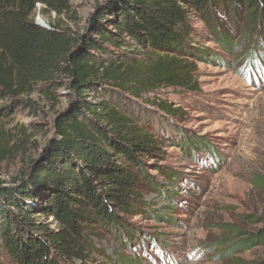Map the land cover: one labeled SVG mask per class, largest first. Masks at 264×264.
Segmentation results:
<instances>
[{
    "label": "rangeland",
    "instance_id": "374dc122",
    "mask_svg": "<svg viewBox=\"0 0 264 264\" xmlns=\"http://www.w3.org/2000/svg\"><path fill=\"white\" fill-rule=\"evenodd\" d=\"M107 1L70 0L60 15L37 3L35 22L47 28L56 23L69 37L97 36L92 16ZM189 10L192 32L184 58L197 65V89L170 86L130 98L145 123L139 121L157 140L143 152L142 169H132L138 201L119 213L121 224L86 223L83 258L71 263L264 260V241L258 237L242 250L227 248L264 228V11L252 19L247 6L235 0ZM226 38L230 44L224 47ZM68 83L57 72L34 84L29 95L0 97L1 185L21 182L53 138L54 119L71 99ZM157 100L178 114L163 112ZM39 220L52 230L58 227L51 216ZM89 231L95 235L89 237ZM1 253L0 264H17Z\"/></svg>",
    "mask_w": 264,
    "mask_h": 264
},
{
    "label": "trees",
    "instance_id": "16d2710c",
    "mask_svg": "<svg viewBox=\"0 0 264 264\" xmlns=\"http://www.w3.org/2000/svg\"><path fill=\"white\" fill-rule=\"evenodd\" d=\"M69 1L0 0V97L29 95L57 72L72 92L27 176L0 184V253L17 264H74L69 260L83 258L86 223L121 224L119 213L138 201L132 169H142L143 152L157 142L130 98L170 86L197 89V65L184 58L189 9L220 0H108L92 16L97 36L69 37L56 23L35 22L37 3L60 15ZM235 1L252 19L264 11V0ZM157 101L163 112L178 114ZM40 216L53 217L58 227L50 229ZM257 237L264 241V228L227 248L242 250Z\"/></svg>",
    "mask_w": 264,
    "mask_h": 264
},
{
    "label": "water",
    "instance_id": "95a60500",
    "mask_svg": "<svg viewBox=\"0 0 264 264\" xmlns=\"http://www.w3.org/2000/svg\"><path fill=\"white\" fill-rule=\"evenodd\" d=\"M29 171H30V169H29ZM29 171H28V172H29ZM28 172H27V174H28ZM26 176H27V175H26ZM26 179H27V178H26ZM20 183H21V182H20Z\"/></svg>",
    "mask_w": 264,
    "mask_h": 264
}]
</instances>
